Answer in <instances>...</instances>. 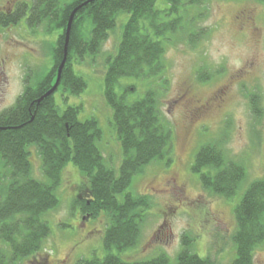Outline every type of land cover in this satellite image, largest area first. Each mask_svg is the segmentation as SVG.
<instances>
[{"label": "trees", "instance_id": "trees-1", "mask_svg": "<svg viewBox=\"0 0 264 264\" xmlns=\"http://www.w3.org/2000/svg\"><path fill=\"white\" fill-rule=\"evenodd\" d=\"M192 1L33 0L28 13L26 3H20L13 14H0V27L15 25L24 17L28 28L43 23L46 34L55 35L50 46L51 67L41 74L29 73L14 104L0 112V240L5 245L0 264H15L43 249L51 233L43 216L59 205L56 191L62 169L70 161L82 174L81 188L86 191L84 199L74 200L81 214L95 218L104 212L108 219L102 238L104 257L79 259L76 264H215L210 257L191 251L192 239L187 234H182V249L173 261L165 253L136 261H126L118 254L138 247L147 210L152 208L150 196L128 190L134 177L155 161L172 160L173 129L163 118L157 86H166L164 55L171 36L185 34L189 44H194L202 35L195 24L206 8L202 4L201 12L188 19L186 9ZM74 9L58 87L37 102L55 83ZM121 13L128 18L115 53L106 57L104 73V98L112 109L122 150L116 170L107 164L99 147L102 131L97 119L80 120L81 105L60 106L55 94L84 91L87 82L74 72L73 64L100 52ZM194 32L196 38L191 35ZM211 76L198 68L199 81L206 82ZM127 77L153 81L154 86L130 101L127 95L134 84H120ZM63 100L66 102L65 95ZM252 105L258 112L257 102ZM31 147L40 158L43 180L32 177ZM191 171L198 175L203 190L225 199H232L244 186L234 207L235 258L230 264H253V254L264 242V178L245 186L246 168L229 160L217 140L200 146Z\"/></svg>", "mask_w": 264, "mask_h": 264}, {"label": "rangeland", "instance_id": "rangeland-1", "mask_svg": "<svg viewBox=\"0 0 264 264\" xmlns=\"http://www.w3.org/2000/svg\"><path fill=\"white\" fill-rule=\"evenodd\" d=\"M20 3L31 4V0H16L17 5ZM202 4L206 10L195 24V29L203 31L199 40L189 44L185 34L176 33L166 44L167 82L165 88L157 87L163 118L173 129L172 160L149 164L128 189L150 196L152 208L147 210L138 247L118 253L126 261L146 260L159 253L173 261L182 249V234L192 239V252L210 257L215 264H230L235 258L234 207L244 186L232 199L203 190L198 175L191 171L201 145L221 141L226 157L246 168L245 186L264 178V3L194 0L186 9L187 18L200 13ZM12 5L9 0H0V11ZM127 18L124 13L117 16L114 30L96 56L73 64L74 72L87 82L84 91L79 95L55 94L60 106L81 105L80 120L97 119L102 131L99 147L107 164L116 170L122 150L113 127L112 109L104 98V73L106 57L115 53ZM45 26L42 23L28 28L20 21L0 27V112L14 104L29 73L41 74L51 67L50 46L55 35L46 34ZM197 34L191 33L195 38ZM199 67L212 74L206 82L197 79ZM120 84H134L133 92L127 95L130 101L154 86L153 81L129 77L120 79ZM252 102H257L258 112ZM197 106L206 108L200 115L190 113ZM33 149L32 177L43 180L41 161ZM82 181L80 171L68 162L56 191L59 205L43 216L51 229L43 249L15 264H76L79 259L104 257L102 238L108 219L104 212L88 220L81 218L74 200ZM3 249L0 240V252ZM253 264H264V242L256 248Z\"/></svg>", "mask_w": 264, "mask_h": 264}, {"label": "flooded vegetation", "instance_id": "flooded-vegetation-1", "mask_svg": "<svg viewBox=\"0 0 264 264\" xmlns=\"http://www.w3.org/2000/svg\"><path fill=\"white\" fill-rule=\"evenodd\" d=\"M13 5L12 6H9V8H7V10H3V11H0V14H13L14 12H15V10L16 9H19L18 8V5L16 4V0H9ZM32 1L33 0H31V4H32ZM31 4H29V3H26V5H27V7H28V9H27V13L29 12V9L31 8ZM11 8H12V10H11ZM11 10V11H10ZM7 14V15H8ZM245 16V15H244ZM244 19H245V17H244ZM23 21V24L25 25L26 24V20H25V18L23 17L22 19H21V22ZM221 94H222V91H221ZM218 97H220V95H218ZM216 98L217 97H215L214 98V100H216ZM206 108V106H197V107H194L193 109H191V111H190V113H192L193 112V114L195 115H200L201 114V112H202V110H204ZM200 111V112H199ZM34 148V147H33ZM32 147L28 150V153H29V161H30V155H32V153L34 152V149H33ZM31 162V161H30ZM78 190H77V194H76V198H79V199H84L85 198V195H86V191L84 190V189H82L81 188V185H79L78 186V188H77ZM81 218L83 219H90V217L88 218V217H85V215H81Z\"/></svg>", "mask_w": 264, "mask_h": 264}, {"label": "water", "instance_id": "water-1", "mask_svg": "<svg viewBox=\"0 0 264 264\" xmlns=\"http://www.w3.org/2000/svg\"><path fill=\"white\" fill-rule=\"evenodd\" d=\"M85 4V3H84ZM77 9H74L70 15V18L68 20V23H67V27H66V31H65V45H64V55H63V59L60 63V65L58 66L57 68V71H56V79H55V83L52 85V87L44 93V95L42 97H40L37 102H40L43 98H46L50 95H52L55 90L57 89L58 87V84H59V80H60V75H61V71H62V68L65 64V61H66V43H67V40H68V36H69V30H70V26H71V21H72V17L74 15V13L76 12Z\"/></svg>", "mask_w": 264, "mask_h": 264}]
</instances>
